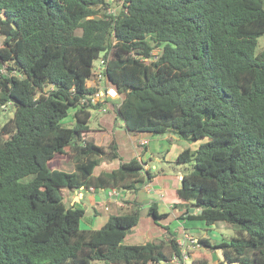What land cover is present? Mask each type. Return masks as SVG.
I'll list each match as a JSON object with an SVG mask.
<instances>
[{
	"label": "trees",
	"instance_id": "trees-1",
	"mask_svg": "<svg viewBox=\"0 0 264 264\" xmlns=\"http://www.w3.org/2000/svg\"><path fill=\"white\" fill-rule=\"evenodd\" d=\"M262 35L264 0H122L117 12L106 0H0V112L13 109L0 126V264H151L180 255L170 224H161L167 240L128 243L139 207L85 228L84 209L65 202L63 188L136 193L157 174L137 156L122 161L114 139L97 145L86 136L92 111L109 103L91 101L101 54L127 132L192 141L174 161L193 165L176 191L186 207L180 218L237 226L229 240L198 243L221 252L216 264H264ZM70 109L73 125L64 126ZM60 156L72 171L52 168ZM114 158L116 168L94 174ZM147 213L155 223L168 216L156 202ZM189 264L209 263L190 253Z\"/></svg>",
	"mask_w": 264,
	"mask_h": 264
},
{
	"label": "crops",
	"instance_id": "crops-1",
	"mask_svg": "<svg viewBox=\"0 0 264 264\" xmlns=\"http://www.w3.org/2000/svg\"><path fill=\"white\" fill-rule=\"evenodd\" d=\"M106 87H110L106 85ZM113 110L110 113L109 106H105L101 109L104 112L100 117L99 125L95 129H90L86 132V136L93 137L97 145H107L114 139L120 157L122 161L129 160L130 158L137 156L144 162V169L151 172H157L156 176L151 181L147 182L136 193H128V191L117 189L115 195H109L108 189L99 188H79L75 190H67L70 193L69 204H74L75 207L83 208L85 211L84 217L87 216V222L84 225L85 228H99L108 218L110 214H106L105 211H114L112 214H119L122 209H132L139 207L140 217L138 223L127 234L126 239H133L143 236L148 240H159L168 237L165 235V230L161 224H172L177 222V225L171 230L177 231L181 229L182 224L179 223L181 215H183L186 207L181 204V200L177 196V188L180 186V179L183 173L180 171L179 166H174L177 154L186 147L181 146L177 142V137L173 133H165L163 135H153L147 132L138 134H130L124 128V121L114 112V108L118 106L111 105ZM107 108V109H106ZM93 117V115H92ZM105 134L107 138H104ZM100 135V136H99ZM99 136V138H97ZM142 141H145L142 142ZM66 158L59 157L56 164L52 168H58L61 170L72 171L73 163L64 167L63 162ZM118 158L112 160H102L99 165L94 168V174L100 171H109L116 168L120 164ZM160 164L161 168L158 167ZM173 169L174 172H166L165 169ZM156 170V171H154ZM100 190L105 192L104 196L100 194ZM131 192V191H130ZM152 202L157 203V210L159 213L167 212L166 219L155 223L153 219L148 215L147 210ZM89 212L92 214H89ZM184 220V218L182 219ZM180 224V225H179ZM171 227V226H170ZM176 239L178 235L174 234ZM146 240V241H148ZM194 254H204L208 258L209 264H216L217 259L221 257L219 250L212 251L204 247L194 249Z\"/></svg>",
	"mask_w": 264,
	"mask_h": 264
},
{
	"label": "rangeland",
	"instance_id": "rangeland-1",
	"mask_svg": "<svg viewBox=\"0 0 264 264\" xmlns=\"http://www.w3.org/2000/svg\"><path fill=\"white\" fill-rule=\"evenodd\" d=\"M109 3V11L112 12H117L120 8H121V3L122 0H106ZM264 49V35L260 36L258 38V43H257V47H256V52L260 51ZM159 51V49L154 48L153 49V54H157ZM102 57V54L93 60V64H92V70H93V75L91 76L89 83L91 85L94 84H98V78L96 76V74H94V72L97 71L99 63H100V58ZM106 85L108 86V83H104V87H103V91H104V95L101 98H106L109 103L106 105L109 106V112L112 113L113 110H111V103L115 106H117V104H119L120 102V95L111 87H106ZM100 99V98H99ZM3 110H1L0 112V126L8 120V118H10L13 115V109L11 107V105L7 104L4 105L2 107ZM107 109V108H106ZM72 109L69 110L68 115L62 120V123L64 126H72L73 125V117H72ZM101 112H104L102 109L100 110ZM100 111L98 110H93L92 111V115L93 117H91L88 125L90 129H95L98 127L99 125V121H100V117L103 115L100 113ZM100 136V135H99ZM99 136H97V138H99ZM108 134L104 136V138H107ZM177 137V142L178 144H180L183 147H192V141L180 138L178 136ZM194 146H196V144H194ZM61 159L65 156H60ZM67 163L69 165L72 164L71 160H67L65 162H63V164L65 165L64 167H68ZM174 166H179L180 167V172L181 173H185V172H189L190 170H192L193 165L192 162L190 163H174ZM161 165L158 164V167H160ZM161 168V167H160ZM156 171V170H154ZM166 172H174L173 169H169L168 167H166L165 169ZM109 193V192H108ZM128 193H132L130 191H128ZM100 194L102 196H104L105 192L103 190H100ZM63 195L65 198V202L68 204L69 203V199H70V193L67 190L63 191ZM115 195V194H114ZM130 209H122L120 211V213H128ZM114 211L110 210V211H105L106 214H112ZM89 214H92V212ZM89 216V215H87ZM87 216L83 217V219L81 220V226H84L87 222ZM183 218L179 219V223L182 224V226H180V230L178 228L177 231L175 232L174 230L172 231L174 234L176 233V235H178V238H182L183 237V233H186L187 235H189L191 238H194L198 241V237H207L212 243L213 242H218L221 240H229L232 236H234L236 234V229L237 226L235 224L232 223H228L225 221H216L213 225L210 226H206L204 224H202L201 221H197V220H188L185 219L182 220ZM179 224V225H180ZM177 225V222H173L170 226L171 228L175 227ZM145 237L140 236V237H136V238H131L129 239L128 243H143L146 242ZM190 243V242H187ZM201 246V245H200ZM199 247H194L193 249H198ZM189 251H194V250H189ZM100 261H93L91 264H100ZM185 264H188V260L185 262Z\"/></svg>",
	"mask_w": 264,
	"mask_h": 264
},
{
	"label": "built area",
	"instance_id": "built-area-1",
	"mask_svg": "<svg viewBox=\"0 0 264 264\" xmlns=\"http://www.w3.org/2000/svg\"><path fill=\"white\" fill-rule=\"evenodd\" d=\"M106 66V60L104 58H100V63L98 66V69L96 72H94V74H96L97 78H98V84H94L93 86H95L97 88V91L91 96V101L95 102L97 101L99 98L103 97V95L105 94L103 91V87H104V83H108L103 71L105 69ZM0 73H5V69H0ZM145 143V141H142ZM109 190V195H114L116 193L117 189H108ZM176 242L178 244V248L180 251V255H173L171 257L170 260L165 261V260H161L158 262H154L151 264H185V262L188 260V264H189V257H190V253H193L192 251L189 250H194V247H201L200 244L198 243V241L194 238H191L189 235H187L186 233H183V237L177 238ZM190 242V243H187Z\"/></svg>",
	"mask_w": 264,
	"mask_h": 264
},
{
	"label": "water",
	"instance_id": "water-1",
	"mask_svg": "<svg viewBox=\"0 0 264 264\" xmlns=\"http://www.w3.org/2000/svg\"><path fill=\"white\" fill-rule=\"evenodd\" d=\"M181 178H182V176H181ZM191 201L193 202V201H195V200H191ZM192 210H193V209H190V212H191Z\"/></svg>",
	"mask_w": 264,
	"mask_h": 264
}]
</instances>
